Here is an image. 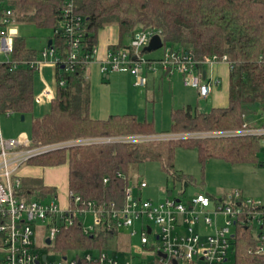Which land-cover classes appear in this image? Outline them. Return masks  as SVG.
Instances as JSON below:
<instances>
[{
  "label": "trees",
  "instance_id": "trees-1",
  "mask_svg": "<svg viewBox=\"0 0 264 264\" xmlns=\"http://www.w3.org/2000/svg\"><path fill=\"white\" fill-rule=\"evenodd\" d=\"M65 0H9L18 26L34 24L55 28ZM77 12L85 18V54L98 45V33L106 27L118 28L120 37L135 30L153 28L166 45L192 50L205 69L213 55H227L231 63L229 104L201 112L192 105L171 113L167 133L185 134L241 129L258 106L264 112V0H78ZM57 54L66 57L65 41L51 36ZM115 46L120 48L127 46ZM40 51L30 48L18 35L9 62L0 63V113L32 114V145H55L88 137H128L157 134L153 121L139 120L135 114H114L106 119L91 116V85L86 77L88 63L75 64L73 71L57 66L55 98L36 114L35 76L31 62ZM249 124V123H248ZM261 138L252 134L219 137H187L147 141H113L77 144L51 150L31 158L27 164L69 165L70 193L97 201L124 202L125 189L132 184L130 168L145 161H160L174 167L178 147L196 148L204 165L219 158L230 163H263ZM121 172L123 176H118ZM109 178L105 183L104 179ZM38 181L23 180L19 195L29 196L42 187ZM49 190V189H48ZM43 196V195H42ZM214 198L213 196H211ZM113 235L83 233L79 224L62 231L55 248H111ZM236 264H251L248 239L240 237Z\"/></svg>",
  "mask_w": 264,
  "mask_h": 264
},
{
  "label": "built area",
  "instance_id": "built-area-1",
  "mask_svg": "<svg viewBox=\"0 0 264 264\" xmlns=\"http://www.w3.org/2000/svg\"><path fill=\"white\" fill-rule=\"evenodd\" d=\"M77 1H64L60 20L54 28V35L65 41L66 57L61 58L57 54L51 38L52 44L48 45L47 42L39 57L31 62L37 70L42 71L48 65L56 68L64 65L67 71H73L77 62L83 60L89 64L96 59L97 46L92 50L91 57L85 54V18L77 12ZM156 33L159 32L153 28L135 30L129 45L111 48L107 52L101 63L102 73L129 72L135 77V85L145 87L148 84L146 71L156 70L153 67L156 60L146 58L143 48ZM18 35L14 9L9 0H0V54L6 56L0 63L11 60ZM163 47L164 55L158 61L161 67L180 73L184 84L197 88L201 97H207L220 83L217 77L209 80L203 78L200 69L202 62L192 50L165 43ZM203 62L205 65L228 62L231 66L227 55H213ZM57 83L64 85L65 80L59 79L56 73ZM55 96V89L45 84L35 95V102H51ZM238 134L264 137V126L244 123L238 130L88 137L69 141L72 144L34 146L26 134L6 137L0 123V264H230L232 255L236 264L237 243L242 236L249 241L247 251L253 258L251 264H264V199L245 197L240 190L220 198H212L203 192L187 198H175L172 192L164 200L155 202L144 198L143 191L149 185L145 179H139L125 189V199L121 205L116 201L85 199L70 193V204L65 208L54 199L47 202L43 198L19 195L23 183L20 174L22 167L31 158L51 150L119 140L138 142ZM118 176L123 174L119 172ZM108 180L105 178L104 182ZM221 216L225 221H220ZM89 217L92 218L91 223ZM40 224L43 228V233H40L42 244L34 239ZM75 224L81 226L84 234L91 236L103 232L120 238V232L127 230L130 243L127 250L120 251L129 253L131 258H123L118 251L107 248H71L68 251L73 253L72 256L63 251L60 258L50 260L49 253L52 255L59 234ZM137 235L140 243L134 245L131 240Z\"/></svg>",
  "mask_w": 264,
  "mask_h": 264
},
{
  "label": "rangeland",
  "instance_id": "rangeland-1",
  "mask_svg": "<svg viewBox=\"0 0 264 264\" xmlns=\"http://www.w3.org/2000/svg\"><path fill=\"white\" fill-rule=\"evenodd\" d=\"M18 27L19 35L26 38L27 45L37 51H42L46 41L54 34L53 28H40L32 23L21 24ZM125 41L130 42L129 36H125ZM143 54L148 59L156 60L153 66L156 71H148L150 73L149 84L143 88L136 86L135 78L129 74L120 76L113 73L110 78L104 77L101 64L97 59L88 64L92 94L91 115L93 117L106 118L111 114L132 113L136 114L139 120L153 121L156 129L163 133L171 127L173 109L189 104L200 111L211 108L209 101L200 97L196 89L184 84L183 77L177 71L165 75V70L158 62L164 55V47L151 52H143ZM5 59L6 56L0 54V61ZM53 71L52 67L43 70L44 77L51 85H54L55 82ZM41 73L40 70H37L35 76L36 92H39L43 87ZM35 109L39 110L37 105ZM259 111L254 107L252 114L249 115V120L255 121L258 126H263L264 113L260 114ZM0 123L6 135L14 134V137H18L21 134H26L30 139L32 138V114H27L24 120L17 113L0 114ZM72 143L65 142V144ZM261 156L263 161V154ZM130 177L132 181L145 179L149 186L144 189L143 196L146 199L151 198L155 202L164 200L169 191L173 192L172 196L175 198H187L201 192L220 198L240 190L245 197L264 199V164H232L223 159L212 158L202 165L196 148L178 147L175 151L174 167L169 170L157 160L135 163L130 168ZM53 198L48 196L43 200L52 202ZM55 201L60 203L58 198ZM91 220L92 218L89 217V222ZM223 220L225 221L224 216H221L220 221ZM154 229L157 230L155 226ZM37 232L34 239L38 244H42L40 233H43V228H41V224L37 227ZM127 233V230H122L120 235L122 234L123 238H113L111 248H109L110 251H118V254L123 258L132 256L120 251L127 250L130 243ZM131 242L134 245L139 244V235L134 236ZM54 251L52 255L49 253L50 260L60 258L63 253L57 248ZM64 252L69 256L73 255L68 250ZM134 257L138 259V257ZM230 264H234L233 255Z\"/></svg>",
  "mask_w": 264,
  "mask_h": 264
},
{
  "label": "crops",
  "instance_id": "crops-1",
  "mask_svg": "<svg viewBox=\"0 0 264 264\" xmlns=\"http://www.w3.org/2000/svg\"><path fill=\"white\" fill-rule=\"evenodd\" d=\"M128 36L131 40L132 35H128ZM49 39H51V38L49 37ZM49 39L46 41L45 44H47ZM121 43L127 45V43H129V42L125 41V37L123 39H121L119 30L117 27H115V26L106 27V28L100 30L98 33V45H97L98 53H97V57H96L98 62L101 64L102 61L106 58L107 52L115 46L122 45ZM47 67L54 68V71H53L54 72V79H55V75H56V71H57V68L55 66H51V65L45 66L42 69L41 79H42L43 87L46 84V85H49L50 87H52L53 89H55V91H56L57 85L55 84V82H54V85H51L47 82L46 78L44 77L43 70ZM204 70L206 71V78L208 80L212 77H217L220 79V83L212 89V91L210 92V94L207 97H202L206 101H209V105L211 108L209 110L207 109V110L201 111V112H209L212 108H215V107H226V106H228V104H229V92H230V79H231V66H230V64L228 62H219V63L213 64V65L206 64ZM154 71H156V70H154ZM173 72L174 71H170L169 69L165 70V75L172 74ZM113 73L118 74L120 76H121V74H124V75L129 74V75L133 76L129 72H111L109 74H104V77L110 78L111 74H113ZM146 73L148 76V84H149L150 73L148 71H146ZM86 77L89 80L90 76L88 73V65L86 67ZM89 82H90V80H89ZM148 84L145 87H147ZM90 85H91V82H90ZM43 87H42V89H43ZM138 87H140V86H138ZM189 87H191V86H189ZM141 88H143V87H141ZM192 88H194V87H192ZM194 89H196V91L199 94L198 89L197 88H194ZM39 92H36V94ZM91 99H92V94H91ZM49 103L50 102H44L41 104L36 103L39 110L34 108V112L38 115L42 114L45 107ZM189 105H191V104H189ZM183 107H185V106H183ZM179 108H182V107H179ZM255 108H257V110H260L259 111L260 114L264 113L258 106H256ZM111 115H114V114H111ZM108 117H106V118H108ZM93 118H95V117H93ZM106 118H100V119H106ZM247 121H248L250 126H258L255 121L249 120V116L247 118ZM156 131L158 132L157 134L150 135V136L167 134V132L161 133L157 129H156ZM3 134H4V132H3ZM4 135L6 137H14L15 136L14 134H9V135L4 134ZM261 145H262L261 155L263 154V158H264V137L261 138ZM261 158H262V156H261ZM261 164H264V163H261ZM20 174H21L23 180H28V181L36 180V181H38L37 182L38 186L42 187L41 190H37L35 193L29 195L28 196L29 198H36V197L45 198L48 196H52L55 199H57V198L60 199V203H58V204L61 205V207L65 208V207L69 206V204H70V197H69L70 190H69V165H68V163H63V164L53 165V166L27 164V165H24L22 167ZM64 181H65V183H64ZM207 194L212 196L209 193H207ZM121 238H123V237H121Z\"/></svg>",
  "mask_w": 264,
  "mask_h": 264
},
{
  "label": "water",
  "instance_id": "water-1",
  "mask_svg": "<svg viewBox=\"0 0 264 264\" xmlns=\"http://www.w3.org/2000/svg\"><path fill=\"white\" fill-rule=\"evenodd\" d=\"M51 44H52V39H49L48 45H51ZM163 44H164V42H163L162 36L159 33H156L151 37L148 45H146L143 48V51L144 52H151L153 50H157V49L163 47ZM62 67H64V65H62ZM203 78L206 79V71L205 70L203 71ZM21 118H22V120H24L25 115L22 114ZM171 194H172V191H169L168 195H171ZM47 242L50 243V240L48 239Z\"/></svg>",
  "mask_w": 264,
  "mask_h": 264
}]
</instances>
